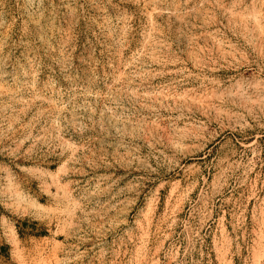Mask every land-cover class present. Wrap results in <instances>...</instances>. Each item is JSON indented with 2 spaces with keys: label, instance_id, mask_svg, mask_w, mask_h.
<instances>
[{
  "label": "rangeland",
  "instance_id": "374dc122",
  "mask_svg": "<svg viewBox=\"0 0 264 264\" xmlns=\"http://www.w3.org/2000/svg\"><path fill=\"white\" fill-rule=\"evenodd\" d=\"M0 264H264V0H0Z\"/></svg>",
  "mask_w": 264,
  "mask_h": 264
}]
</instances>
